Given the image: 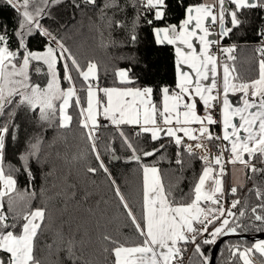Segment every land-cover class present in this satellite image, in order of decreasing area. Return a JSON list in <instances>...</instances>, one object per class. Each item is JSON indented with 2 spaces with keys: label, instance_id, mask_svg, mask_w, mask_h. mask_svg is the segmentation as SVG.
Here are the masks:
<instances>
[{
  "label": "snow or ice",
  "instance_id": "1",
  "mask_svg": "<svg viewBox=\"0 0 264 264\" xmlns=\"http://www.w3.org/2000/svg\"><path fill=\"white\" fill-rule=\"evenodd\" d=\"M3 2L16 12L17 20L11 32L6 24H0V116H4L7 109L11 120L16 110L23 107L38 113L43 122L58 121L59 127L67 128L72 121L68 109L75 104L80 126L89 138L99 168L110 179L94 136L101 114L117 127L136 126L138 131L134 135L137 137L148 134L153 142L168 139L176 146L175 164L181 168L185 156L201 161L202 170L193 178L191 191L178 199L173 195L175 186L165 184L160 169L155 164L143 163L145 158L155 156L166 146L160 144L151 150H138L123 131L119 133L131 153L129 162L134 161L142 168V209L141 220L137 221L125 195L115 180L111 181L139 237V242L131 245L104 237L114 245L111 249L114 264H178L189 243L195 246L203 264H208L197 237L202 238V244H213L218 234H237L245 227L238 217L245 216L246 206L238 213L232 209L241 203L239 199L232 200L227 208L224 206L226 166L241 165L249 179L252 174H264V167H257L253 162L264 165V29L257 31L260 46L257 48L258 75L254 79L240 80L232 63L237 46L222 44L242 24V12L264 9V0H191L189 3L177 0L183 17L177 23L169 20L168 0H125L124 5H120L119 0H103L101 5H97V0H80V3L98 7L101 13L98 19L106 22L109 29L113 25L119 29L128 27L130 44L137 42V29L143 19L150 26L156 45L174 48L175 86L159 89L136 86L129 68L115 70L118 86L100 87L97 62L89 60L82 66L62 40L40 22L49 14L48 10L62 0ZM73 3L80 7L76 0ZM128 7L134 11L130 26L125 20L114 19L115 13L109 16L106 11L124 12ZM149 14L151 19L146 18ZM36 34L47 38L43 51L29 47V39ZM34 62L46 66L47 81L43 86L32 80L30 70ZM58 64L62 65L66 88L60 82ZM34 71L40 73L41 69L36 67ZM73 72L82 82L79 89ZM236 93L241 94L239 104L229 98ZM198 103L203 105V114L198 111ZM215 127L219 132L214 131ZM8 133L9 125L0 124V253L3 254L0 264H43L36 255V243L38 235L47 227L46 208H32L29 203L36 192L31 188L35 177L28 166L31 160L39 162L43 141L36 138L30 142L20 158L29 187L19 190L15 176L11 171L6 172L3 165ZM213 147L215 153L211 151ZM96 171V168H88L90 173ZM250 191L255 192L260 203L251 208L249 222L255 224L258 231H264V191L256 186ZM229 192L234 196L237 187L232 186ZM19 202H24L22 211L17 208ZM57 235L64 243L67 258L76 264L75 239L70 234L65 238L62 232ZM48 247L52 249V245ZM231 253L241 264H264V260L253 259V253L264 257V240L251 247L233 246Z\"/></svg>",
  "mask_w": 264,
  "mask_h": 264
},
{
  "label": "trees",
  "instance_id": "2",
  "mask_svg": "<svg viewBox=\"0 0 264 264\" xmlns=\"http://www.w3.org/2000/svg\"><path fill=\"white\" fill-rule=\"evenodd\" d=\"M76 2L80 3V0ZM189 2L191 0H185V3ZM102 3L103 0H97V5ZM119 3L124 5L125 0H119ZM168 4L169 20L171 23H177L183 18L182 9L178 6L177 0H168ZM106 11L109 16L115 13L114 19L125 20L128 26L131 25L134 16L131 7L124 12L117 9ZM48 12L49 14L40 21L43 27L61 39L82 66L89 60L97 62L100 87L118 86L114 72L116 69L125 68L131 69L130 75L136 80V86H151L154 89L175 86L174 48L156 45L151 28L143 19L137 29V42L133 45L128 42V27L119 29L113 25L109 29L106 22L98 19L101 14L98 7L80 3V7L77 8L73 0H62ZM146 18L151 19V15ZM240 19L242 20L240 27L235 29L230 37L225 38L222 44L237 46L234 53L236 59L232 62L235 65V74L241 81H248L258 75L257 48L260 46V39L257 31L264 29V9L244 10ZM16 20V12L0 0V24H6L8 31L11 32L16 26ZM46 40V37L36 34L29 39V47L34 51H43ZM12 46L15 47V44ZM36 67L41 69L40 73L34 71ZM32 69L30 74L33 82L43 86L47 81V76L44 75L46 66L42 62H34ZM57 69L60 72L61 85L66 88L62 65L58 64ZM72 74L79 89L82 82L76 78L75 72ZM80 95L83 98L82 92ZM155 96L154 93V98ZM68 112L72 116L71 124L67 128H61L58 121L51 124L43 122L39 119L38 113L23 107L17 109L14 117L9 120L6 109L5 115L0 116V124L9 125V133L5 136L3 165L6 172L11 171L15 176L19 190L28 188L29 178L21 166L23 161L20 158L27 152L30 142H34L36 138L43 141L39 162L31 160L28 164L35 177L31 181V188L36 192L35 198L29 203L32 208H46L47 227L38 235L36 243V255L43 264H72L63 250L64 243L57 235L59 232H62L65 238L70 234L75 239V255L78 257L76 264H114L111 251L114 245L104 237L109 236L127 245L138 243L139 237L121 207L111 181L115 180L121 193L125 195L137 221L141 220L142 209V168L134 161L129 162L131 153L124 146L119 133L123 131L138 150H151L160 144L166 146L155 156L145 158L143 163L155 164L160 169L165 184L175 186L173 195L178 199L191 191V182L201 172L202 164L197 158L185 156V163L181 168L175 164L176 146L168 139L153 142L148 134L137 137L134 135V132L138 131L136 127L127 125L117 127L101 114V122L94 136L100 159L108 168L110 179L99 168L89 138L80 126L75 104ZM214 131L219 132V128L215 127ZM113 157H117V161H114ZM253 162L257 167H264L255 160ZM88 168H96L97 171L93 174L88 172ZM245 174V183L236 186L237 193L231 195L230 186L227 188L225 198L227 205L234 199L240 200L241 203L232 209L233 212L238 213L246 206L245 216L238 217L245 227L243 231L238 232L253 237L264 231H258L255 224L249 222L252 217L251 208L260 203L255 192L250 190L256 186L264 191V174H252L251 179L248 178L246 170ZM17 208L22 211L24 202H19ZM200 238L197 237V243L201 244V250L209 260L214 243L202 244ZM255 243L238 238L226 240L219 250L216 264H241L238 258L232 257V247H251ZM49 245H52V249H49ZM253 259L259 261L264 260V257L253 253ZM182 261L184 264H203L202 257L195 252V246L191 243L186 246Z\"/></svg>",
  "mask_w": 264,
  "mask_h": 264
},
{
  "label": "crops",
  "instance_id": "3",
  "mask_svg": "<svg viewBox=\"0 0 264 264\" xmlns=\"http://www.w3.org/2000/svg\"><path fill=\"white\" fill-rule=\"evenodd\" d=\"M240 97L241 94L240 93H236V94H230L229 98L230 100H232L233 102H235L236 104L240 103ZM198 111L203 114V105L198 103ZM101 122V115L98 116V124L100 125ZM127 126H132V127H136L133 125H127ZM211 151L213 153L216 152V149L213 147L211 148ZM230 167V169H229ZM226 170H227V174L224 176L225 181L223 182V189H224V196H223V200H224V204H226V198H225V194L227 193V188L228 187H232V186H242L245 183L246 180V174H245V169L241 166V165H236L235 168H233L231 165H227L226 166ZM227 206V204H226ZM228 207V206H227Z\"/></svg>",
  "mask_w": 264,
  "mask_h": 264
},
{
  "label": "water",
  "instance_id": "4",
  "mask_svg": "<svg viewBox=\"0 0 264 264\" xmlns=\"http://www.w3.org/2000/svg\"><path fill=\"white\" fill-rule=\"evenodd\" d=\"M114 161H117V157H115V159L113 158ZM241 239V240H249L252 242H258L259 240H264V232L260 233L256 236H249L247 233H240L237 232V234H221L216 240L215 243L213 244L211 250H210V254H209V260H208V264H216L217 263V256L219 253L220 248L222 247L223 243L226 240L229 239Z\"/></svg>",
  "mask_w": 264,
  "mask_h": 264
},
{
  "label": "rangeland",
  "instance_id": "5",
  "mask_svg": "<svg viewBox=\"0 0 264 264\" xmlns=\"http://www.w3.org/2000/svg\"><path fill=\"white\" fill-rule=\"evenodd\" d=\"M97 15V14H96ZM96 15H94V16H96ZM45 66V65H44ZM229 169H230V167H229ZM225 181V178L223 177V182ZM224 206L227 208V206H229V205H227L226 206V204H224ZM219 222L217 221V224H218ZM212 229V226L211 227H209V230H211ZM220 234H218L216 237L218 238V236H219ZM200 239H202V238H200Z\"/></svg>",
  "mask_w": 264,
  "mask_h": 264
},
{
  "label": "built area",
  "instance_id": "6",
  "mask_svg": "<svg viewBox=\"0 0 264 264\" xmlns=\"http://www.w3.org/2000/svg\"><path fill=\"white\" fill-rule=\"evenodd\" d=\"M212 230V229H211ZM211 230H209V231H211ZM205 236H207V233L205 234ZM217 239V237L215 238V240ZM187 261V260H186ZM180 262H182L183 264H184V261H180ZM180 262H178V264L180 263Z\"/></svg>",
  "mask_w": 264,
  "mask_h": 264
}]
</instances>
